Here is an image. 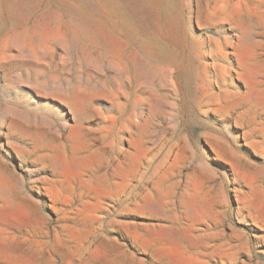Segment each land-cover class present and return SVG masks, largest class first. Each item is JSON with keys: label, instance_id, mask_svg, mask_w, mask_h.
Wrapping results in <instances>:
<instances>
[{"label": "rangeland", "instance_id": "374dc122", "mask_svg": "<svg viewBox=\"0 0 264 264\" xmlns=\"http://www.w3.org/2000/svg\"><path fill=\"white\" fill-rule=\"evenodd\" d=\"M0 264H264V0H0Z\"/></svg>", "mask_w": 264, "mask_h": 264}]
</instances>
